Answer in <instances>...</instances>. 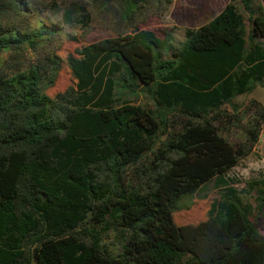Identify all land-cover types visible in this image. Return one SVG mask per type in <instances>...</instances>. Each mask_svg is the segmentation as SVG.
<instances>
[{
	"label": "trees",
	"instance_id": "obj_1",
	"mask_svg": "<svg viewBox=\"0 0 264 264\" xmlns=\"http://www.w3.org/2000/svg\"><path fill=\"white\" fill-rule=\"evenodd\" d=\"M145 1L125 0V16ZM19 6L0 0V14ZM90 22L80 3L63 14L66 26ZM60 32L0 28V53L35 49ZM259 37L261 1L230 0L208 24L186 30L178 48L170 34L139 29L83 46L66 59L75 85L56 98L44 86L60 57L0 75V264H243L245 243L258 235L253 216L264 212V177L238 189L223 176L258 143L264 105L252 101L257 111L239 143L221 133L239 120L234 100L264 88ZM141 93L153 108L138 102ZM213 179L223 191L209 216L229 244L205 261L181 247L173 214ZM107 232L121 246L116 255L103 244Z\"/></svg>",
	"mask_w": 264,
	"mask_h": 264
},
{
	"label": "rangeland",
	"instance_id": "obj_2",
	"mask_svg": "<svg viewBox=\"0 0 264 264\" xmlns=\"http://www.w3.org/2000/svg\"><path fill=\"white\" fill-rule=\"evenodd\" d=\"M18 1L19 8L0 14V28L3 31L12 35L30 34L44 26H59L62 32L38 42L35 49L24 47L19 51L0 53V75L10 76L28 69L33 64L43 63L48 57H60L62 64L54 82L44 86L45 93L52 98H56L57 95L75 85L76 80L66 59L83 46L125 36L139 29L153 31L162 39L166 34H170L172 46L178 48L186 40V30L198 29L208 24L230 2V0H172L168 6L166 1L146 0L137 5V9L131 16L126 17L125 0ZM260 1L264 8V0ZM71 3H80L87 7L91 15L88 26L63 24V14ZM258 39L264 42L263 38ZM254 100L264 105L263 87L257 88L252 94L242 95L234 100V106L239 108V120L231 126L230 131L221 133L223 137L233 143H239L244 139L245 129L253 122L257 111L252 108ZM138 102L145 107H154L144 93L140 94ZM225 109L230 115L233 114L230 106H226ZM173 118H170V122ZM179 130V124H175L173 128H170L169 133ZM167 139L168 137L162 136L154 150L162 147ZM223 177L228 184L238 189H245L249 183L264 177V124L259 141L250 155L227 171ZM222 191L223 187L219 186L217 179H213L194 194L182 198L173 214L183 237L181 247L194 252L205 261L219 256L224 246L229 244V238L209 216L212 204L220 198ZM253 220L256 222L258 235L247 240L241 256L244 260L243 264H264V212L255 214ZM103 244L115 255L121 251L114 232L103 234Z\"/></svg>",
	"mask_w": 264,
	"mask_h": 264
}]
</instances>
